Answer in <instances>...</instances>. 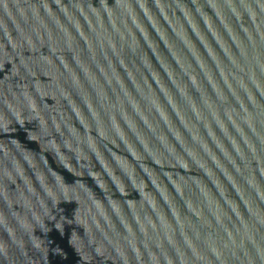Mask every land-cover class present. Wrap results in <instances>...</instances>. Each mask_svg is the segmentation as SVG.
Returning a JSON list of instances; mask_svg holds the SVG:
<instances>
[{"label":"water","instance_id":"95a60500","mask_svg":"<svg viewBox=\"0 0 264 264\" xmlns=\"http://www.w3.org/2000/svg\"><path fill=\"white\" fill-rule=\"evenodd\" d=\"M0 264H264V0H0Z\"/></svg>","mask_w":264,"mask_h":264}]
</instances>
